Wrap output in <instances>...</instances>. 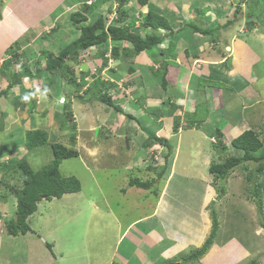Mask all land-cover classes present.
I'll return each mask as SVG.
<instances>
[{
	"label": "crops",
	"instance_id": "crops-1",
	"mask_svg": "<svg viewBox=\"0 0 264 264\" xmlns=\"http://www.w3.org/2000/svg\"><path fill=\"white\" fill-rule=\"evenodd\" d=\"M14 1L0 0V45H3V48L0 47V89L7 86L11 78L10 74L13 73L11 66L16 64L12 63L8 68H4L1 64L6 57H10L6 54V50L14 41L13 35L10 37L9 34L4 35L1 21L7 20L6 25L15 28L14 15L19 8H25L24 12L33 11V18L27 17L26 24L25 21L18 24L21 32L25 25L30 24V20L43 15H37L41 14L40 12L35 13L37 8L31 7L29 0L22 4H19L20 0H16L15 3ZM58 1L63 6L58 7L60 3L57 2V6L47 12L48 26H55L53 39L48 33L51 32V28L44 30V33L46 31L44 36L50 38L49 41L46 38L44 42L49 45L51 52H59L78 35V30L72 25L68 27L69 29L61 26L62 29L58 30L60 23L55 22L54 18L59 13H64L67 19L65 24L70 26L71 12L65 11V7L76 6L75 9L81 11L87 0ZM102 1L93 13L83 12L86 16L85 23H92L100 14L115 9L114 3L117 2ZM170 1L172 5L168 7ZM230 1L147 0L145 5L138 6L137 0H128L122 6H118V15L120 11L126 9L138 19L135 22L137 26L151 4L166 18L170 29L157 31L154 29V32L162 35L163 47H156L149 52L142 50L134 53L132 47L123 40L106 43L108 49L116 48L117 57L128 64L125 71L117 68L119 59L112 58L113 60L107 64L109 66V72L106 73L107 81L112 82L107 92L120 97L116 102L122 107V111L114 110L110 106L101 111L96 110L99 111L98 125L94 112L86 128L75 129L73 132L70 129V122H67L69 127L62 126L63 112L57 108L62 104L57 105V100L40 102L37 96L33 98L35 100L32 101L35 102L33 106H30L32 102L22 103L23 95L35 91L28 89L26 85L27 81L31 80L29 76H23L19 82L9 88L6 94L0 95V264H167L172 261L180 262L178 260L180 253L187 250L189 245L194 249L202 246L207 234L210 233L212 223L211 211L208 213L205 209L209 208L211 201H215L207 189L211 184V180L207 178L210 174L208 167L213 160H207L206 175L205 163L201 162L202 152L196 151V145L193 146V136L196 132L199 134L204 125L206 127L209 125L210 131L213 132L215 127H221L225 122L226 127H221L223 135L233 127L232 129L237 131L234 134L236 137L249 128L248 118L251 115L262 112L261 120L264 116V108L261 109L262 106L259 104L264 101V69L259 68L261 58L255 52L241 48L240 42H237L239 36L228 35L230 26L242 20V18L233 19L235 9L230 6ZM17 5L18 8L12 15L13 8ZM57 10L54 17L49 14ZM230 14L231 18L228 17ZM187 18L191 19L192 23H200L205 30H201L198 26L194 28L192 25H187ZM129 19L122 21V25L127 24ZM152 30L151 27H147L142 32L151 33ZM70 33L74 36L72 39ZM34 39L36 38L31 41L34 42ZM255 39L264 42V33L262 37ZM118 42L125 44L121 46ZM155 53L157 56H152ZM100 55L95 57L102 59ZM102 61L103 64L107 62L103 59ZM198 61L201 63L199 64ZM262 64L264 66V62ZM161 65L162 73L159 72ZM18 69L17 67L16 71ZM88 72V68H85L81 73L87 75ZM162 74H164L163 79ZM99 78L103 81L106 79V77ZM94 82L92 80L85 85L91 86ZM126 90H128L127 94ZM79 93L83 95V92ZM238 95L251 96L252 100L236 104ZM220 97H226L228 100L234 98L230 101H222ZM91 98L96 101L93 94ZM67 99L77 101L73 108L74 111L79 109L81 102L78 101H82V98L73 95L68 96ZM225 102L226 108L223 106ZM252 105L253 108H250ZM204 108L206 114L200 117V112ZM235 110L240 111L237 115L243 114V116L234 118ZM53 112L60 118V124L57 123L58 128L66 131L64 134L69 138L68 145L75 147L77 153L76 156L61 160L59 173L62 176H75L80 182V189L65 192L60 197H42L37 202L36 210L26 218L29 230L25 233L8 234L6 223L15 219L17 201L15 191L22 187L17 163L26 160L31 169L36 171L49 165L52 160L50 158L46 164L38 165L41 167L33 166L38 162L31 159V151L34 147L26 146V132L43 130L47 140L39 145L41 147L46 143L63 141L57 139L56 135L49 133L44 127H39V124L44 125V123L33 120L46 115L51 116ZM224 113H227V117ZM230 113L232 115H229ZM144 117L147 118V123L144 122ZM245 120L248 124L244 127L242 122ZM92 122L95 123H93L94 133L91 136L92 131L89 128ZM102 122L106 123V128L101 129ZM116 123L122 126L119 129L120 134L108 129L110 125ZM77 134L80 136L79 139ZM51 136H53L52 140H50ZM70 136H75L74 142L70 141ZM155 137L166 139L170 148L160 145ZM184 137L188 138L184 144L189 140L188 143L191 145L183 146ZM122 142H125L124 145L121 144ZM156 144L163 149L164 154H170L167 158L166 170L162 175L163 177L168 173L169 177L163 181H161L162 177L155 178L157 180L152 182L148 189L129 185L130 178L145 181L155 177L156 172L160 170V168L150 170L152 166L157 167L158 160L156 161L154 156L161 153L160 150L153 152V145ZM138 145H140L139 149H137ZM50 151L53 152L51 148ZM194 154L198 156L195 157ZM151 156L154 162L148 164ZM116 159L117 162H114ZM173 167L178 169V173H174ZM96 171H101L104 175L97 177ZM188 180L197 181L199 184L194 183L190 186L186 183ZM196 186V195H188L189 198L184 197L182 201L177 200V194L174 192L178 190V193L184 194ZM96 191L99 193L98 197L94 196ZM170 195H174L175 199H169ZM192 198L197 202L193 203ZM189 203L195 204L196 210L192 209ZM61 216L62 219L58 220ZM103 216H107L108 220L103 219ZM98 220L102 222H96ZM193 221L200 224L196 239L191 238ZM97 225L98 234L106 233L111 238L107 247L106 243L100 244L101 238L105 239L106 234H102L98 239L99 242L92 241L97 253H101V249L109 251L110 259L106 261L99 258L101 254L95 255L93 251H90V255H95L96 258L95 256L90 258L88 254V259L85 260L87 256L83 255V251H88L83 245V234L96 231ZM228 243L225 239L220 240L216 233L213 243L205 253L187 264H237L245 255L246 258L242 261L251 257L253 250H248L247 254L240 250L241 254H237V262L226 260L229 257L219 260L218 252ZM109 247H112L111 251ZM251 261L254 259H250L249 262ZM256 262L264 264V257Z\"/></svg>",
	"mask_w": 264,
	"mask_h": 264
},
{
	"label": "rangeland",
	"instance_id": "rangeland-1",
	"mask_svg": "<svg viewBox=\"0 0 264 264\" xmlns=\"http://www.w3.org/2000/svg\"><path fill=\"white\" fill-rule=\"evenodd\" d=\"M26 0H20L19 4H22L23 2H25ZM31 7L37 8L35 13L40 12L41 14H37V15H42L41 17H36L35 19L30 20V24L29 25H25L26 24V18L27 17H34L33 11H26L24 12L23 8H18V5L16 7L13 8V12L12 15L14 13V10H17L14 18L16 19L15 21V28L11 27L10 25H6L7 20H2L1 21V27L3 29L4 35L6 36L7 34L13 35L12 40L14 39V41L19 42V48H16L17 51V56L15 57V59L13 58V61H15V65L11 64L12 68L11 70L13 72L16 71L17 67L19 68L21 63H27L30 67L31 70V75H33V73L35 72V68L36 67H43L45 64V52L47 51L49 52V45L44 42V40H50L49 37L44 36V30L45 29H52L55 26H48V13L51 9H54L57 6V2L58 4L60 3L58 0H29ZM16 2V0L14 1V3ZM231 5L235 10L237 8V14L234 13L233 15V19L234 16H236L237 20L241 19V22L236 23L232 26H230L231 28L228 29V35L230 37L233 36H239L237 42H240V47L244 48L245 50H251L253 52H255L259 58H261V62L259 64V68L264 69V66L262 64V62H264V42L256 40L255 37H257L258 39L260 37H262L263 33H264V0H231ZM168 7H171L172 5V1L168 2ZM130 4V3H129ZM63 4H59L58 7H62ZM72 7L75 9L76 6H66L65 11L66 10H70L72 9ZM148 7H154L153 5L149 4ZM114 10H113V15L112 17H115L116 15H118V5H114ZM230 8V7H229ZM222 9V7H221ZM116 10H117V14H116ZM205 10H210V9H205ZM224 10V9H222ZM58 10L52 13L51 16H55L57 14ZM120 14L121 11H120ZM137 14V13H135ZM223 14H226L225 12H223ZM10 15V14H9ZM229 18L232 17V15L230 14L228 16ZM25 21V27L23 28V30L20 32L18 28V24L19 23H23ZM54 21L59 24V28L58 30H61L62 28L66 27L68 28L67 24H65V22H67V19L65 17V14H61L59 13L55 18ZM228 21V20H227ZM13 21L11 20L10 23H12ZM120 23V22H119ZM54 24V22H53ZM196 26H198L200 29H202L201 24L196 22ZM62 26V28H61ZM237 26V27H236ZM136 27V24H135ZM138 27V25H137ZM197 27V28H198ZM236 27V28H235ZM69 29V28H68ZM130 29V27H129ZM43 30V31H42ZM75 31V30H74ZM17 32V33H16ZM16 33V34H15ZM50 33V32H48ZM142 33L139 31V34ZM70 38L72 39L74 36L72 33H70ZM226 35V34H225ZM54 36V35H53ZM252 36V38H251ZM255 36V37H253ZM34 42H32L31 40L33 38ZM51 38L53 39L52 35ZM10 40V39H9ZM13 41V43H14ZM120 41V40H119ZM127 43L128 46L132 47V43L128 40H123ZM12 42V41H11ZM63 43V42H62ZM121 46L125 43L123 42H118ZM16 46V45H15ZM1 48H3V45H0ZM22 47V50H21ZM157 47H163L162 43H160ZM62 48V47H61ZM25 51L22 57H20V52ZM44 50V51H43ZM153 49H144L145 52H149ZM90 51H94L93 48L87 47V48H82L78 51L77 55L75 56H71V57H67L66 58V65L69 67V69H85L88 68L90 70V72H95L98 70V65L96 66V64L100 63L101 58L95 57L93 56L92 59L90 57ZM131 51V50H130ZM133 52V51H132ZM54 55H56L58 53V51L56 52H52ZM104 56L107 57V63H110L111 60H116L119 59L117 57V54H112V52L108 49L104 52ZM152 56H157L156 53ZM82 57V58H81ZM89 57V58H88ZM87 58V59H86ZM113 58V59H112ZM124 58V57H123ZM155 59V58H154ZM120 60V59H119ZM156 60V59H155ZM199 62V61H198ZM201 62H199L200 64ZM105 64V65H106ZM127 62L125 61H121L117 62V68H119L122 71H125L127 69ZM116 65V64H115ZM104 66V65H103ZM154 72V70H152ZM83 72V71H82ZM102 72L104 73H108L109 71L107 70L106 67L103 68ZM24 73V72H22ZM52 73V75H50ZM162 73V72H161ZM28 75V74H26ZM164 76V74H162ZM50 79H49V77ZM23 77V76H22ZM97 78H93L94 81H96ZM33 80V81H32ZM40 80V81H39ZM49 80L53 81L54 86L52 85L51 87L48 86V84L46 82H48ZM31 81V82H30ZM28 83L26 84L28 89L31 88L33 90H35L37 87H39L41 90L44 89V85L46 83V85L48 87H50L51 92L48 95L47 100H52V101H61V99H63L65 102L67 101L66 104H62V106H58V109H61L63 114L67 111H69V109L71 110V114H74L73 116V122L74 120L76 122L75 123V129L77 130H82L83 128H86L85 126L88 125V121L91 122V115L95 112V117H96V125H98L97 122V117L99 114V111H101V109L107 107L108 105L103 102L100 101V96H99V92H98V87L94 85V96H95V100L92 99L90 97V99L86 98L89 97L88 94H84L86 91V85L84 83L81 84L80 88L78 90H75V86H73L72 84H68V80L66 75H64V73L62 72H44V71H39V74H37V77L35 78V76L33 78H31V80L27 81ZM223 86V84H221ZM120 86V85H119ZM121 87V86H120ZM79 92H83V95H79ZM128 90H126V94H127ZM78 93L79 97L82 98V101H78L81 102L79 105V109H76L74 111L73 105L76 104L77 101H74V99L72 101H69V99H67L68 96H73L74 94ZM248 94V93H246ZM91 95V94H90ZM114 100L117 99V101H119L118 99L120 97H115L113 95H111ZM126 96V95H125ZM75 97V96H74ZM123 97V96H121ZM234 98V97H233ZM226 97H220L219 99H222V101H230ZM92 99V101H91ZM247 100H252V97H245L242 96L240 97V95H238L237 97V101H235V103L237 104L242 103L243 101H247ZM121 101H124L121 99ZM262 107L264 108V101L259 103ZM263 104V105H262ZM53 105V104H52ZM55 105V104H54ZM258 105V104H255ZM260 105H258V108L260 107ZM226 108V102L223 105ZM54 107V106H53ZM206 107V106H204ZM250 108H253V105L250 106ZM94 109V110H93ZM256 109V108H254ZM99 110V111H96ZM60 111V110H59ZM61 112V111H60ZM236 115L233 114L234 118H240L243 116V114L241 115H237L239 114L240 111L235 110ZM250 113V112H249ZM1 114H3V112H1ZM206 114V109L204 108L201 112H200V117H202V115ZM68 115V113H67ZM225 117H227V113H224ZM229 115H232V113H230ZM59 117V116H58ZM54 112L51 113L50 115H46V116H42L39 118H33V120L35 119V121L37 122H41L44 123L43 124H39V127H44L45 129H47V131L49 133H52L54 135H56L59 140H63L60 143L63 144L64 146L69 144V138L67 135H65L64 133H66L65 130H60L58 128V124H60V118H58ZM63 119L65 118V116H62ZM68 117L70 118V114L68 115ZM262 117V112L259 114H255V115H251L249 119L250 125L251 127H253L256 130H259V126L262 123L261 120ZM62 119V118H61ZM144 122L147 123L146 121V117L143 118ZM52 120V121H51ZM49 122H51L49 124ZM92 122L90 124V130L91 132V136L94 133V125ZM102 122V124L100 126L101 129H103V127L106 126V123ZM132 124V123H130ZM243 126L245 127L246 124H248V121L245 120L244 122H242ZM64 126L67 125V121L62 124ZM226 123L223 122L221 124V127H226ZM247 126V127H249ZM122 126H120V124L118 125V123L116 124H112L108 127V129H111V131H113L114 133L117 132L118 134H120V128ZM135 127V126H134ZM106 128V127H105ZM233 128V127H232ZM228 130L222 138V141L224 144H226L227 149L224 151L223 148L220 146V144H218L216 142V139L213 137L214 132H211L210 130V126L204 125L202 130H200V133L198 134V132H196L193 136L194 138V143L192 142V144H194L193 146L195 147L196 150L201 151L202 152V163H205V167H204V173L206 174L207 170H205L206 166L208 165L207 160L208 159H212V160H218L219 159V155L220 154H239L240 150L239 149H234L231 145H230V140L234 137V134L237 133V131L235 129ZM80 132V131H79ZM78 132V133H79ZM202 132V133H201ZM105 133V132H104ZM116 133V134H117ZM262 133V132H260ZM186 134V133H184ZM264 134V133H262ZM262 134L260 136H262ZM78 137V139L80 138V136L77 134L76 135ZM53 136L50 137V140H52ZM75 137V136H74ZM186 141V139H188L187 137H184ZM66 141V142H65ZM170 141L172 142V144H174V141L172 139H170ZM68 142V143H67ZM81 142V141H80ZM189 140H187L186 144H182L184 147L191 145V143H188ZM125 142H122L121 144L124 145ZM51 143H46L44 146H37L33 148V150L31 151V159L35 160L36 162H38V164H33V166L36 167H41L38 165H43L46 164L50 158H54V154L53 152L50 151V148L52 149V147L50 146ZM116 145L118 146V143H116ZM136 146V144H135ZM70 149H74L75 147L68 145L67 146ZM130 147V146H128ZM140 148V145H138V148ZM159 148V149H158ZM234 149V150H232ZM75 150V149H74ZM161 153H157L158 158H156L154 156V158L156 159V164L158 169L162 166L165 165V160H164V151L163 149H161V147L156 144L153 145V152L159 151ZM152 151V149H150V152ZM164 154V155H163ZM77 154L73 155L76 156ZM186 156V154H184ZM194 156H198V154H194ZM178 160L181 158H177ZM176 159V160H177ZM199 159V158H198ZM51 160V162H52ZM118 159L114 160V162H117ZM50 162V163H51ZM130 162V161H128ZM171 163V162H170ZM173 164V163H172ZM167 165V164H166ZM171 166V164H169ZM30 166V164H29ZM17 167V166H16ZM189 167V166H187ZM207 169V168H206ZM178 169H174L173 167V171L174 173H178L177 172ZM203 171V169H202ZM208 174V172H207ZM206 174V175H207ZM246 174H247V170L246 169H242L241 167H237L233 170V172L230 174V176L225 180L224 183V187H225V191L222 193V196L220 197V199L217 200V193L219 190V183L218 182H214L212 180V176L209 174L207 175V178L209 180H211V184L209 185V187H207V189H209L210 194H212V196L214 197L215 201H211L210 204L208 205L209 208L206 207V211L208 213H210V211H214L217 215L219 224H218V230L219 232H217L218 237L220 240L225 239V241L227 240V242H229L226 247L221 250L220 252H218V259H226L225 257H229L226 260L233 261V262H237V254H241L242 250L244 252V254H247L248 250H253L251 257L245 261H242L244 258H246V255L243 259H240L241 262L237 263V264H248V262L250 261V259H254L256 261H259L261 258L264 257V226L261 225V216L259 215V212L257 210L255 201H254V196L252 194V190L251 187L252 185H255V180L252 181H248L246 180ZM104 175V173H102L101 171H96V176L97 177H102ZM169 174L166 173L162 178L161 181H163L164 179L166 180L169 176ZM259 180H264V174H260V176L258 177ZM186 183L190 186H193L194 183L195 184H199L197 181L191 182L190 180L186 181ZM198 186V185H197ZM197 186L194 189H190L189 192L186 193H182L179 192L178 190L176 191V193L174 192V194H177V200L182 201L183 198H189L188 195L190 196H194L196 195V189ZM193 188V187H191ZM12 190V189H11ZM13 191V190H12ZM88 191V190H87ZM173 190L171 189V192ZM201 192V191H200ZM198 193V192H197ZM94 196L98 197L99 193L98 191L94 192ZM171 198L169 199H175L174 195H170ZM261 201H262V211H263V220H264V192L261 193L260 195ZM193 199V198H192ZM195 201V199H193L192 201ZM180 206L183 204H179ZM195 204L189 203V206L196 210L195 208H197L196 206H194ZM199 205V203H198ZM105 220H108L107 216H103L102 217ZM62 216L58 219L61 220ZM97 220V218H96ZM101 223V221H96ZM192 235L191 238L196 239L198 236V233L200 231V224L197 221H193L192 222ZM96 227V231L94 232H89V234L84 233L83 237H84V241H83V245L87 248L88 251H83V255L84 257L87 256V258H85V260L88 259V254L90 256V258H93L96 253L97 250L95 247H93V243L92 241H97L99 242V238L102 237V234H106V233H101L98 234V228L99 226H95ZM210 232V231H209ZM92 234V235H91ZM209 235V234H207ZM93 236V237H92ZM74 237V236H73ZM102 241L100 242V244L102 243H106V247L109 245L108 240H111L109 234H106V238L103 239L101 238ZM240 245H243L242 247H240ZM97 247V246H96ZM188 249L185 250L184 252L180 253L178 260L181 261L183 259V257L187 254H189L191 251L194 250V248H191V245H189L187 247ZM240 248V249H239ZM109 250H112V247H109ZM90 251H93L95 253V255L91 256L90 255ZM97 254H101V256H99V258L103 259L104 261H106L108 258L110 259V253L109 251H106V249H101V253H97ZM96 258V256H95ZM217 260V261H219ZM177 263L176 261H172V262H168L167 264H175ZM250 263V262H249Z\"/></svg>",
	"mask_w": 264,
	"mask_h": 264
},
{
	"label": "trees",
	"instance_id": "trees-1",
	"mask_svg": "<svg viewBox=\"0 0 264 264\" xmlns=\"http://www.w3.org/2000/svg\"><path fill=\"white\" fill-rule=\"evenodd\" d=\"M87 1H85V4L81 11H77L78 9L69 10L71 13L69 15L70 26L68 27H71L72 25V27H75V29L78 30L77 37L69 42L66 46H64L56 55H54L51 51L47 52L43 50L45 52V64L42 68L36 67L33 75H31L32 73L30 67H28L29 65L22 62L19 69L10 74L11 78L9 79L7 86L0 89V95L6 94L13 84L21 80L22 76H29L30 78H33L35 76L36 78L37 74H39V71H44L46 73H56L60 71L66 75L68 84H72L73 86H75V90H78L82 82H76L74 70L69 69V67L66 65L67 57L75 56L80 49L87 48L93 45L95 47L94 53L96 55L101 54L100 56H102V59L106 61L107 59L104 56V52L106 51V49L108 50V47L106 45L108 41L117 42L119 40H128L132 43V51L134 53H138L144 49L149 48L155 49L157 45L162 42V35L154 32V29L155 31L159 29H170L169 22L163 15L158 12L155 7H149L148 11L142 15V20L140 21L138 27H135V22L138 19H136V16L132 15V13H128L126 9H123L124 11H121L122 14H119L116 19L111 20L106 27H104L105 20L107 19L108 15L112 13V11L99 15L92 23H85L86 16L83 12L86 11V13H93L100 2H103L102 0H90V3H88ZM111 1H115L118 3V6H122L124 2H127L128 0ZM146 3L147 0H137L136 5L142 6ZM235 14H237V11H235ZM128 18H130V21H127V25H122V21L128 20ZM235 18L236 16H234V20ZM192 22L193 21L191 19L187 18L186 24L189 26L192 25V27L197 28V26ZM147 27H151L153 29L151 33H146L144 31L143 33L139 34V31L146 29ZM54 32L55 29L52 28L50 34L53 35ZM15 48H19V44L16 41L6 50V54H9L10 57H6L2 61L1 64L4 68H8L12 63H15V61H13V58L15 59V57L17 56V51ZM109 50L111 52L113 51V54H115L116 48L112 47ZM24 52L25 51L19 53L20 57L25 54ZM162 71L163 68L161 65L159 72ZM50 75H52V73ZM97 77L96 81L91 86L89 84L88 87H86L87 90L85 89L86 92L84 94L89 95V97L86 98L90 99V94H94L95 85L98 87L100 101L105 102L112 109L121 112L122 107L117 104L116 100H114L109 92H107V88L112 82L107 81L108 79H105L103 81L99 78V76ZM161 77L162 79L164 78L163 75ZM46 83L50 87L52 85L54 86V83L51 80ZM46 83L44 86H47ZM74 96L77 97L79 95L74 94ZM32 101L35 100L32 99L30 102ZM34 104L35 102H32L30 106H33ZM67 113L68 115L70 114V118L68 117ZM63 116H65V118L62 124H64L66 121L70 122V129L74 132L76 125L73 122L71 110L69 109L68 112L66 111ZM227 123L229 124L230 121ZM69 125H66V127H69ZM258 128L259 130H256L253 127L249 126V128L245 129L238 136L232 138V140L230 141V145L236 149H239L240 153L225 154L224 152V154H220L218 160H213L210 162L208 171L212 176V180L219 183V190L217 193L218 200L222 196V193L225 191V180L230 176L233 170L237 167L246 169V180H255L256 182L255 185H252L251 190L254 196L257 210L259 212V215L261 216V225L264 226L262 201L260 198L261 193L264 192V180H259L258 178L260 174H264V134H262L264 133V116L262 123ZM213 132V137L216 139V142L220 144V146L225 151L227 149V146L222 141L223 129L217 126L214 128ZM261 134L262 136H260ZM155 139L159 142L160 145H166L170 148L169 143L166 139H161L159 137H155ZM46 140L47 135L43 130H28L26 132V146L29 148L42 145L46 142ZM70 141L74 142V136H70ZM51 147L54 158L52 162L46 167L35 171L31 169L29 163L26 160H22L17 163V168L21 175L22 187L19 190L15 191L17 198L15 219L9 220L6 223V231L8 234L25 233L29 230L26 218L36 210L37 202L42 197H60L65 192H72L80 189V182L75 176H62L59 173V163L61 162V160L63 158H67L77 154L76 151L64 146L60 142L52 143ZM169 155L170 154L168 153L163 157L166 164L168 162L167 158ZM151 162H154L153 156L149 158L148 164H150ZM166 164L160 167V170L156 172L155 177L149 178L145 181H141L137 178H130L128 182L129 185L142 187L145 189L150 188L152 182L157 180L155 178L162 177L167 167ZM155 168L158 167L152 166L150 167V170H154ZM211 217V230L202 246L185 255L180 262L175 264H187L191 261H194L202 256L210 247V245L214 241L218 229V218L214 211L211 212ZM249 264H257V262L254 260Z\"/></svg>",
	"mask_w": 264,
	"mask_h": 264
},
{
	"label": "clouds",
	"instance_id": "clouds-1",
	"mask_svg": "<svg viewBox=\"0 0 264 264\" xmlns=\"http://www.w3.org/2000/svg\"><path fill=\"white\" fill-rule=\"evenodd\" d=\"M114 5H117V3H114ZM237 9V8H236ZM235 11H237V10H234V13H235ZM116 12H117V10H116ZM112 15H113V10H112V13L111 14H109L108 15V17H107V19L105 20V26L104 27H106L107 25H108V23L111 21V20H113V19H116L117 17H118V15H116L115 17H112ZM195 24V23H194ZM124 25H127V24H124ZM139 25V24H138ZM196 25V24H195ZM202 26V25H201ZM201 30H205V29H201ZM140 32H142V30L140 31ZM143 33V32H142ZM158 46V45H157ZM90 48V50H91V48H95L93 45L92 46H90L89 47ZM112 48V47H111ZM110 48V49H111ZM161 48V47H160ZM96 54L94 53V51L92 52V51H90V57H91V59H92V57L93 56H95ZM106 57V56H105ZM106 59H107V57H106ZM108 60V59H107ZM108 62V61H107ZM107 62H105V63H107ZM98 65V70H97V73L96 74H91V72H90V70H89V72H88V74L87 75H82V71L83 70H85V69H80V70H77V69H75L74 70V72H75V80H76V82H82V83H90V82H92V80H93V78H96L97 76H99V77H106V79H107V76H106V73H104V72H102V70H103V68L104 67H106L107 68V70L109 69V66L106 64H103V61H102V59H101V61H100V63H98V64H96V66ZM104 65V66H103ZM86 77H89V79H86ZM89 85V84H88ZM88 85L86 86V87H88ZM50 92H51V89L49 88V87H47V86H45L44 87V89L43 90H41L39 87H37L36 89H35V91H33V92H28V93H26L25 95H23L22 97H21V102L22 103H29L33 98H36L37 96L39 97V101L40 102H43V101H46L47 100V98H48V95L50 94ZM57 104H64V103H67V101L65 102L63 99H61V101L59 102V101H57L56 102ZM243 132V131H242ZM234 148V147H233Z\"/></svg>",
	"mask_w": 264,
	"mask_h": 264
},
{
	"label": "bare ground",
	"instance_id": "bare-ground-1",
	"mask_svg": "<svg viewBox=\"0 0 264 264\" xmlns=\"http://www.w3.org/2000/svg\"><path fill=\"white\" fill-rule=\"evenodd\" d=\"M63 1V0H62ZM68 1V0H67ZM84 5V4H83ZM71 6V5H70ZM101 15V14H100ZM61 45V44H60ZM59 45V46H60ZM63 46H64V44H63ZM107 50V49H106ZM26 53V52H25ZM145 53V52H144ZM227 56V55H226ZM59 58V57H58ZM82 58V57H81ZM89 58V57H88ZM87 59V58H86ZM69 70V69H68ZM70 74V73H69ZM65 75V74H64ZM123 81V80H122ZM5 82H6V80H5ZM116 86V85H115ZM3 87V86H2ZM2 92V91H1ZM4 92V91H3ZM15 97V96H14ZM58 105V104H57ZM109 106V105H108ZM65 151V150H64ZM197 151V150H196ZM147 153V152H146ZM14 214V213H13Z\"/></svg>",
	"mask_w": 264,
	"mask_h": 264
},
{
	"label": "built area",
	"instance_id": "built-area-1",
	"mask_svg": "<svg viewBox=\"0 0 264 264\" xmlns=\"http://www.w3.org/2000/svg\"><path fill=\"white\" fill-rule=\"evenodd\" d=\"M87 2L90 3V0H88ZM91 74H96V73L95 72H91ZM86 79H89V77H86Z\"/></svg>",
	"mask_w": 264,
	"mask_h": 264
}]
</instances>
